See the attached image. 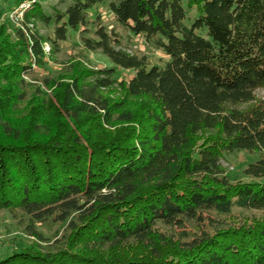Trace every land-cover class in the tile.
I'll return each mask as SVG.
<instances>
[{"label":"trees","instance_id":"obj_1","mask_svg":"<svg viewBox=\"0 0 264 264\" xmlns=\"http://www.w3.org/2000/svg\"><path fill=\"white\" fill-rule=\"evenodd\" d=\"M58 1L64 9L51 13L33 2L12 39L0 32V210L25 216L31 236L49 220L66 223L68 236L53 253L22 250L0 264H264V216L213 215L264 214V0ZM104 4L168 57L162 67L127 53L100 20L85 37L89 12ZM32 20L52 33L32 31ZM77 29L85 49L133 71L120 88L141 99L145 133L103 95L114 68L56 83L55 127L12 118L27 97L23 75L45 63L44 45L55 53ZM91 121L121 128L102 138L68 125ZM240 151L259 155L243 171L253 181L231 183L222 155Z\"/></svg>","mask_w":264,"mask_h":264},{"label":"rangeland","instance_id":"obj_2","mask_svg":"<svg viewBox=\"0 0 264 264\" xmlns=\"http://www.w3.org/2000/svg\"><path fill=\"white\" fill-rule=\"evenodd\" d=\"M40 2L44 10L48 13L53 8L63 10V4L58 0H36ZM35 1V2H36ZM186 6V0H182ZM15 0H0V32L4 37L13 38L14 30L23 26L24 18H18L15 15ZM188 17L193 19L197 14V9L187 10ZM100 20L107 32L117 38L121 47L129 54L144 56L149 66L162 67L168 57L161 51L148 46L143 38L130 34L123 26L118 24L106 4L95 7L89 12L87 33L85 37L94 38L96 30L95 21ZM28 25L32 31H37L40 35L46 36L52 33L51 26H45L41 22L30 21ZM44 52L47 58L42 66H33L32 70L23 75V79L29 84L27 89L26 100L20 105L17 112L12 114V118L18 122H27L33 120L43 124L54 125L58 119L60 92L56 83L69 82L75 76L86 78L90 71L103 68H114L113 79L115 83L112 87L104 89L103 95L108 97L111 102L124 104V108L134 114L136 118L135 132L145 133L147 124L143 103L138 98H126L120 88V83H127L133 76L132 70L117 68L108 58L103 56L100 51H89L84 48L81 40V29L69 31L68 38L61 42L59 49L51 53L48 44L44 45ZM92 80L88 78L87 82ZM259 96L264 95V89L257 92ZM69 128L74 133L80 134L89 132L91 136L95 133L96 137L106 135L110 138L121 128L119 123L113 124V127H101L96 130L94 122H85L78 124L76 127L68 122ZM81 127V128H79ZM108 138V139H109ZM259 158L258 154H250L245 151L227 153L224 152L221 159V166L231 183L237 181H253L246 176L243 171L251 163ZM264 182V179L259 180ZM220 220L225 222H237L241 220H251L264 216L262 212L243 211L234 208L230 215H216ZM235 220H234V219ZM237 219V220H236ZM28 225L27 218L17 211L0 210V260L11 255L12 253L22 250H32L39 253H53L59 249L64 240L67 239V224L47 221L44 224H36L35 229L40 234V238L28 234L26 228Z\"/></svg>","mask_w":264,"mask_h":264},{"label":"built area","instance_id":"obj_3","mask_svg":"<svg viewBox=\"0 0 264 264\" xmlns=\"http://www.w3.org/2000/svg\"><path fill=\"white\" fill-rule=\"evenodd\" d=\"M36 0H23L15 7V15L18 18H23L25 11L31 6Z\"/></svg>","mask_w":264,"mask_h":264}]
</instances>
